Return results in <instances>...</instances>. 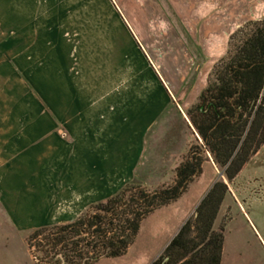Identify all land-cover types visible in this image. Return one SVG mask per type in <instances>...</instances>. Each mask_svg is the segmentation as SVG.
<instances>
[{
    "label": "crops",
    "instance_id": "1",
    "mask_svg": "<svg viewBox=\"0 0 264 264\" xmlns=\"http://www.w3.org/2000/svg\"><path fill=\"white\" fill-rule=\"evenodd\" d=\"M21 1L18 7V0H10L0 12L6 18V32L21 34V40L0 42V211L9 225L0 248L12 247L8 242L15 235L70 223L86 208L136 180L148 133L168 110L190 108L206 87L198 88V76L184 89L197 59L181 32L232 33L239 27L237 18L264 17V0H187V11L192 10L187 15L198 22L194 29L185 23L173 0H165L173 8V22L163 11L165 25L102 26L100 38L86 35L79 43H62L39 36L42 16L35 8L37 2L32 0L30 7L29 0ZM123 16L127 15L123 12ZM117 34L126 39V45ZM23 86L27 90L31 86L36 94L28 96ZM27 97H36V102L30 98L25 102ZM30 104L36 105L35 110H30ZM65 123L70 135L67 147L58 144L54 133ZM258 154L232 182H225L228 193L214 230L221 210L225 209L223 225L230 209L222 208L226 199L248 216L244 199L249 190L243 177L264 168V160L255 162ZM207 155L209 162L204 161L202 173L204 164L216 171ZM180 162L181 157L175 160V168ZM206 192L178 219L169 243Z\"/></svg>",
    "mask_w": 264,
    "mask_h": 264
},
{
    "label": "trees",
    "instance_id": "2",
    "mask_svg": "<svg viewBox=\"0 0 264 264\" xmlns=\"http://www.w3.org/2000/svg\"><path fill=\"white\" fill-rule=\"evenodd\" d=\"M186 116L201 140L174 169V180L148 191L126 184L114 196L91 205L74 221L35 229L27 244L43 264H93L126 254L141 222L186 193L202 174L208 153L228 183L264 145V17L239 27L228 50L212 68L206 87ZM228 193L215 182L163 255L151 264H221L223 225L213 224ZM32 243H35L32 245Z\"/></svg>",
    "mask_w": 264,
    "mask_h": 264
},
{
    "label": "rangeland",
    "instance_id": "3",
    "mask_svg": "<svg viewBox=\"0 0 264 264\" xmlns=\"http://www.w3.org/2000/svg\"><path fill=\"white\" fill-rule=\"evenodd\" d=\"M9 1L0 0V12H3V8H5L6 4L9 5ZM35 1L38 4H36L37 6L35 5V8L39 9V13L42 16L40 18L42 22L39 27V36L42 35L45 41L59 39L62 43L66 41L79 43L86 39V35L94 37L93 39H97L101 36L98 31L102 26L110 27L120 24L127 26V24H135L145 28L152 22L164 23L165 25L168 24V22L164 15H162L163 11L171 21L176 19L174 18L175 14L172 10L173 8L171 6L169 7L165 0H34V2ZM19 2L23 1L18 0V7H20ZM31 2L32 0H29L30 7ZM14 3L17 2L15 1ZM173 3L177 5L176 10H178V12L180 11L182 15H185L182 17L185 23H187L190 28L196 29L193 26L198 23L197 18L193 15H187L192 11H187L188 1L173 0ZM123 12L127 16H123ZM157 19L162 20V22H158L159 20ZM255 20L256 19L247 17L241 19L237 18L235 22L241 27L245 23ZM5 22L6 18L3 14H0V42H4L6 39L11 38L13 40H21L20 33L12 35L6 32L8 29H6ZM237 29H235V31ZM234 32L230 33L227 31L219 34L181 32L180 36L190 47L191 52L197 59V64L194 66L184 86L185 90L194 83L198 76V88L207 85L208 77L213 66L225 56L228 50L229 38ZM117 36L119 42L124 45L126 39L121 38L120 34H117ZM26 37L27 34H24L22 38ZM28 39H32L31 35ZM160 49L161 46L156 53L158 56L161 52ZM61 51L65 52L67 50L61 49ZM201 71H203V75L200 76L199 74ZM22 88H24L23 90L28 96L36 94L35 89L31 86H29L28 90L25 89V86ZM29 98L30 97L25 98V102L29 101ZM30 99L31 102H36V97H31ZM30 105H32L30 110H35L36 105ZM186 111L178 107L168 110L150 133H148L134 183L143 186L148 191H153L162 185H170L173 182L175 160L180 157L181 160L183 159L185 153H187V145L190 146L194 144L195 141L199 144L201 143L189 125L190 122L187 120ZM67 126L68 123L58 125L54 130L55 135L60 139L58 144L66 147L70 142L69 128ZM31 147L36 148L35 145ZM1 153L0 150V154ZM258 153L255 162L261 163L264 160V145ZM204 159L209 162L207 153L204 154ZM66 161L62 163L63 169L68 167ZM220 174H222V171L219 168L216 167L215 171V169H211L209 164H204L202 175L194 179L186 193L172 203L170 208L159 209L148 215L141 222L138 233L125 255L115 259H102L93 264H151L161 257L167 246L164 247V245L169 241V237H171L174 232L178 224V219L191 205L200 201L202 195L209 187L211 188L215 182H227L224 176L223 178L219 176ZM243 178V182L249 190L244 199L248 216H244L235 205L231 204L229 200H225L222 208L229 206L230 209L227 211L223 223L224 242L221 264H264V168H259L255 172L246 173ZM197 207L198 206L189 210L190 216L187 221L195 219ZM87 209L88 208L85 210ZM224 212L225 209H222L215 222L216 225L218 224L216 226L218 229L222 226L223 220H221V217L224 218ZM3 218L4 216L0 211V243H2L3 241L1 240L5 238H3V236L9 233V225ZM63 224L64 223H61L60 225ZM218 229H216V231ZM34 230H30L23 235H15L14 238L8 242L13 245L12 247L8 246L4 248V246H2L0 248V263L43 264L36 259V256L40 255H36L34 250L30 249L27 244V239ZM5 240L8 241L9 238L6 237ZM23 241L26 242L28 255L26 254ZM34 244L35 243H32V245Z\"/></svg>",
    "mask_w": 264,
    "mask_h": 264
},
{
    "label": "water",
    "instance_id": "4",
    "mask_svg": "<svg viewBox=\"0 0 264 264\" xmlns=\"http://www.w3.org/2000/svg\"><path fill=\"white\" fill-rule=\"evenodd\" d=\"M197 136H198V135H197ZM219 176H220L221 178H223V175H222V174H220Z\"/></svg>",
    "mask_w": 264,
    "mask_h": 264
}]
</instances>
